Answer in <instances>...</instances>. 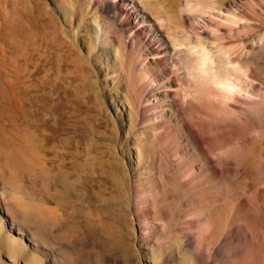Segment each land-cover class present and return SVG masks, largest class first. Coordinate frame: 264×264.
I'll list each match as a JSON object with an SVG mask.
<instances>
[{"label":"rangeland","instance_id":"obj_1","mask_svg":"<svg viewBox=\"0 0 264 264\" xmlns=\"http://www.w3.org/2000/svg\"><path fill=\"white\" fill-rule=\"evenodd\" d=\"M123 1L195 22L202 36L190 44L201 40L219 77L233 58L241 93L199 91L187 61L195 54L172 52L151 6L143 14L182 69L190 125L144 123L140 63L96 40L94 20L127 42L110 1L96 18L94 0H0V236L17 249L1 241L0 264H264V0H219L203 12L187 0ZM188 126L205 158L187 146ZM22 204L35 214L9 213ZM52 220L75 231L61 247L42 242L55 240L41 228Z\"/></svg>","mask_w":264,"mask_h":264},{"label":"bare ground","instance_id":"obj_2","mask_svg":"<svg viewBox=\"0 0 264 264\" xmlns=\"http://www.w3.org/2000/svg\"><path fill=\"white\" fill-rule=\"evenodd\" d=\"M104 1L105 0H94L95 5L91 6L92 10H96V18L100 17L98 7ZM108 1H110L109 6L107 5L110 11L109 14L114 19L120 20L122 26L127 31V42L122 39L123 32L121 30L117 29L116 32H113L111 30V27H109L107 23L100 25L99 21L94 20V32L96 34V40L97 42H108L111 43V45H115V43H118V46L126 47L130 52V56L133 58H137L138 62L140 63L141 72L146 74L148 78L147 88L150 91V99L146 100L143 112L144 123H146L151 116L156 120L159 119L158 123H160L162 128L164 126H173L174 121H177L176 124L181 123V125H190L188 124V115L185 111V107H183L182 105V101L180 98L181 96L179 94L181 87H183V83H185L183 82L184 80H182V75L180 74V71L182 69L179 64L172 62L170 56V47L167 45L165 40H163L160 34L161 31L165 32L171 38V43L173 45L172 52L178 46L182 47L187 45L189 46V50L193 53V55L195 54L194 57L189 56L190 58H187V61L190 62V66L188 67V69L192 71V74L190 73V75L193 76V80L196 79V82L194 81V84L199 87V91H208L210 94L213 93L215 95H221L225 98H229L234 94L241 93V86L239 85V83H237L239 78V69L235 66L236 63L233 58H230L229 62L227 63L228 67L226 68L225 73L221 75V77H219V75L214 72V61H212L213 59L211 57L210 51L206 46L202 44V42H200L201 40L198 41L196 45H191L192 43L189 41L190 35H194L198 39L202 36L200 34L199 27L195 22H187L188 24L183 23L179 20L177 13L175 14L167 9L165 13L162 14L163 12L160 13L157 12L158 10L153 9L154 6H152L151 4V9H153L152 14L156 16L157 22H159V24L157 25L158 27L161 26V31H159V28L157 29L156 25L147 24V16L143 14V12H145V10L147 9L148 14L150 15L149 12H151V6L149 4H145V8H143L144 11L140 12L135 8L129 9L123 0ZM206 1H202L201 3L203 4H199L198 0H187L186 7L192 12H198L202 9L204 11L207 8L208 10L213 9L215 5L221 6V2L219 0ZM177 3L179 5V2ZM90 4L92 5L93 3ZM145 14L147 13L145 12ZM236 17H238V19L241 21L243 19L239 16ZM163 22H167V25L165 26ZM235 23L238 24V20H236ZM163 27L165 29L162 30ZM181 34L185 35L182 36ZM117 49L118 47L116 46L115 50ZM151 77L154 81L149 79ZM3 112L6 115L5 117L7 120H11L13 118V115L5 108H3ZM167 112L170 113V115L167 114ZM193 130L189 126L187 130H183L186 137L188 138L187 146H191L194 148L195 155L198 158H205L202 145L203 143L200 141L195 131ZM14 180H17V178L11 179L10 185H12V187L14 188L15 193L18 194L20 187L15 185ZM36 188L37 192H46V188L44 186L42 188L41 186H36ZM33 212L34 211L32 210L31 206H24V204L19 205V209H15L12 206H10L9 208V213L17 218L21 215L26 217V215L28 216L31 213L35 214ZM38 214L36 213L37 216L42 215L43 217L44 210H42L41 208L40 214ZM52 222L53 223L50 222L49 225H46V227L42 225L41 228H43L47 232L49 231L51 236L53 235L55 240L52 238L54 241H47V239L44 238V236H47V232H44L45 235L42 237L44 238V241L42 239V242H44L43 244H48L49 246L58 245L59 247H61L60 242L62 241H58L60 238L65 241L69 238L74 237V229L68 228L66 226H60L56 220H52ZM85 235L88 238L91 237V235L88 233H86ZM1 241L2 249L15 257L17 249L13 246L11 247L9 241H7L5 238L2 239L0 236V244ZM67 262L69 261L67 260ZM76 264L78 263L76 262Z\"/></svg>","mask_w":264,"mask_h":264}]
</instances>
